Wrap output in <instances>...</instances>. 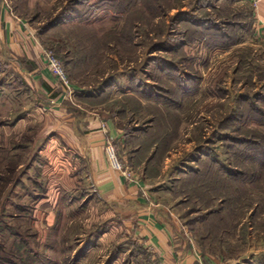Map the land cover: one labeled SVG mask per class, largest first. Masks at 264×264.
<instances>
[{"label": "rangeland", "instance_id": "374dc122", "mask_svg": "<svg viewBox=\"0 0 264 264\" xmlns=\"http://www.w3.org/2000/svg\"><path fill=\"white\" fill-rule=\"evenodd\" d=\"M4 1L62 62L73 96L53 76L61 107L118 127L119 154L196 250L264 264V42L252 0ZM14 60L0 46V264H154L78 179L60 137L70 127Z\"/></svg>", "mask_w": 264, "mask_h": 264}, {"label": "crops", "instance_id": "0c3cea01", "mask_svg": "<svg viewBox=\"0 0 264 264\" xmlns=\"http://www.w3.org/2000/svg\"><path fill=\"white\" fill-rule=\"evenodd\" d=\"M257 22H264V0L253 10ZM0 46L22 66L23 75L30 84L40 90L50 107L49 113L63 114L64 126H68L61 140L74 158L75 174L80 181L89 182L100 199L108 206L118 209L121 221L131 225L130 232L142 241L152 255L154 264H254L240 263L238 260L221 262L208 255L200 254L186 238V229L172 217V211L156 202L149 186L137 174L134 183H128L120 173L114 172L104 156L106 139L123 140L117 126L110 120L80 114L77 116L61 107L64 95L54 93L55 81L42 58L40 43L33 36L31 27L23 22L0 0ZM31 67V68H30ZM105 86V84H103ZM102 85V86H103ZM65 100V99H64ZM55 107V108H51ZM68 109V108H67ZM63 112V113H62ZM136 152L139 148L135 149ZM73 153V154H70ZM68 155V154H67ZM72 178L74 183L75 175ZM60 186V185H59ZM152 194V193H151Z\"/></svg>", "mask_w": 264, "mask_h": 264}, {"label": "built area", "instance_id": "2783aa9c", "mask_svg": "<svg viewBox=\"0 0 264 264\" xmlns=\"http://www.w3.org/2000/svg\"><path fill=\"white\" fill-rule=\"evenodd\" d=\"M261 0H252L255 8L258 7ZM8 5V4H7ZM254 35L257 39L264 42V22H257L254 27ZM42 58L46 63V68L50 74L55 76L57 81L62 84L63 91H65L68 99L72 98L73 91L69 83L67 74L64 71L62 62L55 57L50 51L42 52ZM104 156H106L109 167L116 173H120L125 181L134 183L137 180V174L133 172L129 161L119 154L118 146L114 140L108 138L103 147Z\"/></svg>", "mask_w": 264, "mask_h": 264}, {"label": "trees", "instance_id": "16d2710c", "mask_svg": "<svg viewBox=\"0 0 264 264\" xmlns=\"http://www.w3.org/2000/svg\"><path fill=\"white\" fill-rule=\"evenodd\" d=\"M155 143V145H157V143L158 142H154ZM248 144H250V143H248ZM242 145V144H241ZM151 160V159H150ZM150 160L148 161V163L150 162ZM260 166L259 167H263L264 166V163H261V164H259Z\"/></svg>", "mask_w": 264, "mask_h": 264}]
</instances>
